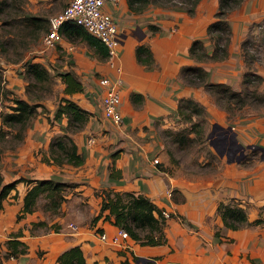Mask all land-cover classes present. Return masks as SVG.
I'll return each mask as SVG.
<instances>
[{
	"label": "crops",
	"instance_id": "crops-1",
	"mask_svg": "<svg viewBox=\"0 0 264 264\" xmlns=\"http://www.w3.org/2000/svg\"><path fill=\"white\" fill-rule=\"evenodd\" d=\"M126 1L122 0L115 7L108 5L120 25L119 37L122 43L119 48L118 61L123 68L121 109L125 122L126 114L130 113L129 88H138L146 95L149 119L154 118L156 113H163L168 105L174 104L172 102L174 101L172 98L174 86H171L169 90L170 99H168L170 94L163 91L169 88L167 80L183 63L196 62L189 54V46L193 39L205 37L207 20L202 19L207 15L213 16V13L215 16L219 7V1L209 0L211 3L208 2L206 6L201 3L195 17H190L188 12L182 8L167 10L157 6L156 12L160 11L165 18L166 13L169 14L170 19L163 20V24L164 29L171 26V30H165L164 33L161 32V35H157L154 41L156 43L152 44L155 55L164 47H172L173 42L168 33L169 31L171 34L176 33L173 22H171L173 19L181 21L183 28L174 42L177 53L166 54L168 58L165 56L161 58L159 54L161 69L152 71L153 77H149L150 81L146 83L143 79L145 77L134 76L136 60L133 48H131V38L139 33V29L134 25L135 18L131 17L127 8L125 9V7H130L129 2L124 4ZM149 3L152 4V0ZM263 7L264 0L262 9ZM138 19L141 21V18ZM70 44L72 42L66 36L64 41L57 46L66 48L68 52L74 49V44L72 47ZM77 54L74 53L75 56ZM201 64L207 68L211 77L219 78L216 81L226 80L237 85L236 78L233 77H239L238 62L235 64L229 58V61L221 62L217 68L211 66L212 64L207 60L202 61ZM93 70L101 75L103 73L114 75L115 72L114 68L109 67L106 58H100ZM216 71L220 75L216 74ZM141 73L146 74L144 71ZM11 78L15 81L21 80L18 77ZM89 78L94 87L89 93L87 88L85 91H79L78 93L83 94L85 98L78 101L86 108L93 110V105H95L93 101L96 96H99L100 118L105 122L115 124L103 116L101 101L103 86L99 83V77ZM178 83L187 94L193 92L192 85L182 86L181 81ZM17 89L24 96V88L20 82ZM252 129L259 131L258 126H253ZM53 130L45 122L44 116L39 114V117L27 127L21 144L17 145L14 150H8L5 157L0 160V170L6 181L20 176L34 179L54 177L60 180L79 181L80 184L74 186L73 189H77L76 191L69 190L65 194L66 197L61 205L62 213L50 216L49 211L38 206L18 218L17 214L24 204V196L31 185L24 179L19 180L16 188L12 189L3 199V207H0V258H2L0 264H58V254L74 244L82 246L87 264H144L145 260L150 257L156 258L153 264H264V156L261 155L260 149L256 148L260 152L259 156L249 153L250 151L246 149L242 157L241 148L236 147L234 148L235 157H229L227 147H223L222 150L225 153H221L223 159H221L218 171L204 174L201 170L192 168L181 170L180 167L175 166L181 171L174 172L172 169L162 168L163 164L159 163L160 161L170 163V157L163 148L161 139H154L148 144L139 139L124 138L120 154L113 159L109 156V150L102 147L101 143H92L93 141L90 140L93 138L87 140L85 133L88 131L85 127L71 132L79 150L85 154L84 163L80 165L67 163L74 167L72 173L62 172L58 169L61 166L59 163L42 158L45 152L49 153ZM235 132L239 137L240 141H238L244 145L245 143L247 145L258 143L264 146V127L260 131L261 136L257 135L255 140L244 139L238 129ZM224 155L227 156L226 160H224ZM93 158L98 159L94 164ZM155 158L159 161L155 162ZM110 165L119 168L121 173L116 177L111 176ZM98 189H101L104 194L108 190L119 192L131 190L144 193L160 207L170 211L171 214L165 219L166 242L143 247L147 245H139L140 243L131 239V236L123 238L120 244L101 239L99 235L101 231L111 236L119 226L104 217L95 221L88 217L96 214L100 209L103 195L97 193ZM15 193L17 194L14 195ZM81 195L85 197L83 200L87 198L86 204H82L79 200ZM220 201L237 203L242 206L247 213L248 222L238 228L225 224L218 209ZM84 207L83 214L87 217H83L81 211ZM257 218L260 220L256 221ZM41 219H47L49 223L58 222L61 226L59 230L54 228L45 230L37 226L31 231L33 222ZM71 223L78 224V227L74 228ZM19 230L23 233L17 237L27 242L28 250L23 253L17 252L16 256L5 257L4 253L8 249L6 240ZM132 253L137 257L133 258L130 255Z\"/></svg>",
	"mask_w": 264,
	"mask_h": 264
},
{
	"label": "rangeland",
	"instance_id": "rangeland-1",
	"mask_svg": "<svg viewBox=\"0 0 264 264\" xmlns=\"http://www.w3.org/2000/svg\"><path fill=\"white\" fill-rule=\"evenodd\" d=\"M68 1L69 0H0V160L5 157L8 150L16 149V146L21 144L23 140L18 136L20 124L13 126L7 123L5 118L7 112L12 110L11 106L15 105L18 97L25 98L31 103H36L38 105V112L32 116L29 125L41 114L44 116V120L49 125V128L54 129L52 131V139L53 136L61 135L66 131L70 133L75 132V130H71L73 126L68 123V117L66 115L63 114L60 117H55L62 97H72L77 101L84 100L85 98L83 94L78 92L74 94L65 92V82L60 72L66 70L65 68L67 67L77 69L85 88L88 89V93L94 87L89 77L101 76L100 73L93 70V67H95L96 62L100 58L95 53L94 48L84 38L80 36L70 38L72 44H74V49L68 52L67 49L62 46H57L55 48L46 47L47 45L43 42L46 27H40L42 18L49 17L53 12L61 10ZM262 1L263 0H241L234 5V7L228 8V10L223 13V15L228 18L232 27L231 41L229 43L231 55L229 54L226 59H217L219 61H209L213 59L207 60L212 64L211 66L216 68L221 65V62L229 61V58L231 61H234L235 64L238 62V71H240V74L239 77H233L236 78L237 85H233L226 80L224 81L231 83L235 88L242 89L244 99L237 97L233 101L228 102L220 93L209 91L204 86L194 85L191 87L193 92L187 94L186 90L184 91L183 87L178 83L181 81L182 86H188L189 84L181 73L182 66L188 63H183L182 66H179L177 72L175 74L173 73V76L167 80L169 88L163 89L164 93L170 94L169 90L171 86H174V91L172 93V98L174 100L172 102H174V104L172 106L168 105V108L164 109L165 111L163 113L154 114L155 117L152 119H149L150 116L147 117L146 95L138 88H129L130 90H128L130 113L126 114V122L124 121L121 124L108 123L100 118L99 96H96L93 101V104L95 102L93 110L87 108L92 111V116L83 127H86L88 131L85 133L87 140L93 138V140H90L93 141L92 143H101L102 147L106 148L107 151L109 150V156L114 159L115 156L113 153H116L117 156L120 154L122 149L121 143L124 138H135L148 144L154 139H161L163 148L170 157V163L168 164H166L165 161L159 162L163 164L162 168L166 170L172 169L174 172L192 168L199 171L201 170L204 174L218 171L221 165V159H223L221 158L223 156L221 153H225V151L222 150L223 147H227L229 157L236 154L234 148H238L239 140L235 132L237 129L241 132L240 135L244 136V139L255 140V137L260 135V131H262L264 127V9H262ZM128 2L129 0L124 4L126 5ZM152 2V4H147L141 11L125 7V9L127 8L130 12L131 17L135 18L136 23L134 25L138 26L139 29V33L131 38V48H133V53H135L134 59L136 60V62H134V76L145 77L143 79L146 83L150 81L149 77H153L151 74L152 71L161 69V65L159 64L160 56L161 58L164 56L168 58L166 54L177 53L174 42L176 36H178L183 28L182 24H180L181 21H176V19L170 20L173 22V26L175 27L174 32H176L171 34L169 31L168 33V36H170L169 38L172 39L173 42L172 47H164L162 50L163 52L157 51L158 53L155 55L152 44L156 43L154 41L157 35H161V32L164 33L165 30H171V26L164 29L165 26L163 24V20L166 21L170 19L169 14L166 13L165 18L164 15H161L160 11L156 12L157 6L167 10L179 7L186 10L190 17H195L194 15L198 12L201 3H203L204 6L211 3L209 0H152ZM112 6L115 7L114 5ZM29 15L40 16L42 18L38 21H34ZM215 16L213 13V16L207 15L202 19L207 20V25L205 26L207 34L202 39L209 50L213 49V41L208 33V24ZM138 18H141V21ZM141 43H147L152 47L155 57V61L152 65H143L136 58V47ZM74 53L78 54L75 56ZM29 61H39L43 63L42 65L47 66V71H41L42 78L37 77L35 69L29 67ZM39 69H42V66L39 67ZM142 71L146 72V74L141 73ZM147 73L149 74L147 75ZM216 74L220 75L217 71ZM11 77H18L21 80L15 81ZM173 78H175L176 81ZM209 78L211 80L219 79L211 77L210 75ZM19 82L22 88H24V96H22L17 89ZM136 91L143 93V97L139 99L133 98V92ZM182 96H192L203 103L206 108L205 114L200 115L194 112L192 118L199 123L196 125V128L199 129L201 126H204L205 131H203L201 135L195 130L188 134L186 128L190 127L192 122L190 119L188 120L182 117L178 110L179 99ZM170 98L171 94L168 99ZM149 109H151V107ZM51 112L52 114H50ZM55 124L56 126H54ZM229 125L232 127H229ZM253 126H258L259 131H254L252 129ZM245 144L247 145V143ZM247 149L250 151L249 153L259 156L260 152L256 148L249 147ZM226 157L227 156L224 155V160H226ZM93 160L94 164L98 159L93 158ZM67 163L68 162L61 163L58 169L62 172L70 171L73 173L72 169L74 167L67 165ZM111 166L112 165H110V167ZM175 166L180 167L181 170L180 168L177 169ZM65 181L76 182L73 186L66 187V193L69 190H74V186L80 184L79 181L75 180ZM98 190L97 193L101 195L110 194L109 190L106 194H104L102 190L100 192ZM83 197L84 196L81 195L79 200L82 204H86L87 198L83 200ZM103 200L102 198L101 201ZM44 201H46L45 198H42L39 206L43 207ZM65 210L67 209L65 208ZM84 210L85 207L81 210L82 214ZM62 211L63 209L61 208L58 214L62 213ZM95 215L96 214H93L88 217L92 220ZM50 216H53V213H51ZM85 216L86 214H83V217ZM72 226L77 228L78 224H76L77 227L74 225ZM139 230L142 231L143 234L145 233V230ZM132 238L133 237H131V239ZM135 240L139 242L141 246L147 245L143 247L163 244L142 243L137 239ZM130 255H132L133 258L137 257L133 253ZM136 261L138 263V260Z\"/></svg>",
	"mask_w": 264,
	"mask_h": 264
},
{
	"label": "trees",
	"instance_id": "trees-1",
	"mask_svg": "<svg viewBox=\"0 0 264 264\" xmlns=\"http://www.w3.org/2000/svg\"><path fill=\"white\" fill-rule=\"evenodd\" d=\"M150 1L129 0V6L136 11H140ZM219 1L216 16L208 24V33L213 41V49L209 50L202 38H195L189 46V54L198 62L184 64L181 68V73L189 84L204 86L209 91L220 93L228 102H231L237 97L244 99L242 89L235 88L231 83L226 81L211 80L207 68L201 64L203 60L226 59L230 54L229 43L231 41L232 27L228 18L223 13L228 8L234 7L241 0ZM29 16L34 21L42 18L35 15ZM43 26L46 27V31L49 29L48 17L42 18L40 27ZM60 30L68 38L80 36L87 40L99 58L105 59L108 56L109 48L107 45L98 36L89 32L81 23L75 20L64 21ZM136 55L138 60L145 65H152L155 61L153 49L147 43L137 45ZM42 64L39 61L28 62L29 67L35 69V74L39 78H42L41 71L48 70L47 66ZM41 66L42 69H39ZM60 75L65 82V92L73 93L84 90L83 80L74 68L63 70L60 72ZM141 97H143V93L139 91L133 92V98L139 99ZM37 107L38 105L36 103H31L25 98L18 97L15 105L11 106L12 110L8 111L5 116L7 123L13 126L20 124L18 136L21 140L24 138L25 130L30 123V119L38 112ZM178 110L182 117L188 120L190 119L192 122L191 126L186 128L188 134L195 130L201 135L205 131L204 126H201L199 129L196 128V125L199 123L192 119L194 112L200 115L205 114L206 108L203 103L192 96H182L179 99ZM63 114L68 117V123L73 126L71 130L78 131L84 127L92 116V111L74 98L63 96L55 113V117H60ZM113 154L115 157L117 156L116 153ZM42 158L59 164L68 162L74 165H80L85 161V154L79 150V146L73 135L66 131L61 135L52 137L49 145V153L45 152ZM110 168L111 176L116 177L121 173V170L115 168L114 165ZM22 179L30 182L31 185L24 196V204L21 211L17 214L18 218H21L26 212L36 209L42 198L46 200L43 203V208L50 213L58 214L62 202L66 197V187L76 184L74 181L60 180L54 177L34 179L20 176L16 179L6 181L3 172L0 170V207H3V199L7 197L12 189L16 188V183ZM109 192V195H103L104 200L101 203L99 211L93 217V221L101 217L109 219L119 227L126 229L131 237L142 243L157 244L166 242L167 237L164 229L166 216L162 212L164 208L160 207L151 197L144 193H136L131 190L122 192L109 190ZM218 209L222 214L225 224L228 226L238 228L248 222L245 209L237 203L220 201ZM255 220L259 221L260 219L257 218ZM37 226L43 227L45 230L50 228L59 230L61 224L58 222L49 223L47 219H41L33 222L31 231ZM139 229L145 230V233L143 234ZM99 230L101 229L99 228ZM22 233L19 230L6 240L8 249L4 253L5 257L11 255L16 256L17 252L23 253L28 250L27 242L17 237ZM1 260L2 258H0V262ZM57 262L58 264H87V259L82 246L80 244H74L58 254Z\"/></svg>",
	"mask_w": 264,
	"mask_h": 264
},
{
	"label": "built area",
	"instance_id": "built-area-1",
	"mask_svg": "<svg viewBox=\"0 0 264 264\" xmlns=\"http://www.w3.org/2000/svg\"><path fill=\"white\" fill-rule=\"evenodd\" d=\"M122 0H69L59 11L53 12L48 17L49 29L46 31L43 42L46 47H55L65 39L60 27L64 21L75 20L81 23L89 32L98 36L109 48L106 62L109 67L115 69L114 75L103 73L99 77V83L103 86L102 108L106 120L114 123H122L124 115L121 109L123 100V68L118 61L121 40L119 37L120 25L109 10L108 5L117 6ZM72 47V44H70ZM158 162V158L154 159ZM165 216L170 211L163 209ZM72 224V223H71ZM76 226V224H72ZM77 227V226H76ZM100 238L114 244H120L123 238L129 237L126 229L118 227L115 233L109 236L105 231L99 233ZM156 258L150 257L144 264H153Z\"/></svg>",
	"mask_w": 264,
	"mask_h": 264
},
{
	"label": "water",
	"instance_id": "water-1",
	"mask_svg": "<svg viewBox=\"0 0 264 264\" xmlns=\"http://www.w3.org/2000/svg\"><path fill=\"white\" fill-rule=\"evenodd\" d=\"M216 124H217V123H216ZM219 125H221V124H219ZM229 127H232V126L229 125ZM238 147L241 148L242 157L245 155L246 149H247L248 147H250V148H257V149H260L261 152H262L261 155L264 156V146H262V145H260V144H258V143H249L248 145H244L243 143H241V142L238 141Z\"/></svg>",
	"mask_w": 264,
	"mask_h": 264
},
{
	"label": "flooded vegetation",
	"instance_id": "flooded-vegetation-1",
	"mask_svg": "<svg viewBox=\"0 0 264 264\" xmlns=\"http://www.w3.org/2000/svg\"><path fill=\"white\" fill-rule=\"evenodd\" d=\"M219 133H222V132H219Z\"/></svg>",
	"mask_w": 264,
	"mask_h": 264
}]
</instances>
